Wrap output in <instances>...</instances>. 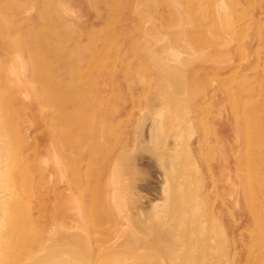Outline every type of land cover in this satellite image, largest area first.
Segmentation results:
<instances>
[{
    "label": "rangeland",
    "instance_id": "1",
    "mask_svg": "<svg viewBox=\"0 0 264 264\" xmlns=\"http://www.w3.org/2000/svg\"><path fill=\"white\" fill-rule=\"evenodd\" d=\"M220 1H225L232 8L228 18L224 16L222 20H217L221 9L215 7L206 12H200L196 18L194 16L193 24L186 23L179 35L190 40L193 53H191V59L180 66L179 74L170 78L160 75L158 71L160 64L154 61L156 59L153 60L147 56L145 49L139 45L138 40L141 39L142 34L145 33L146 37L153 34L156 26L147 25L145 30L139 24L153 15L157 17L163 29H177L183 22L182 18L163 17L166 13L164 11L166 6L181 4L184 11L197 12L196 8L202 7L205 0H44V2L42 0H21L23 6L35 8L34 12L25 16L24 19L26 25L28 24L26 28L33 27V35L27 37L20 32L15 33L11 37L12 50L9 51L8 56L12 63L17 64L21 72L28 75L24 83L20 84L19 89L17 86L15 91L10 89L6 92L10 94L8 96L19 95L21 99L19 105L15 106L18 108L13 116L16 114L18 116V125L21 129L18 134L23 135L24 139L21 143L23 158H26L23 159L24 163L28 162L29 170L35 169L34 176L30 179L36 191L29 194L26 203L29 201L28 204L32 206L38 203L44 204L48 209L45 213L36 212L32 218L33 223L45 219L47 213L54 207L55 200L59 203L65 201L64 203L68 204L71 210H76L75 207L82 203L88 207L94 205V209L91 208V212L85 215L87 223L92 224L98 221L99 215L101 217L108 211L116 212L118 209L124 212L127 206L123 203L124 199L121 196L124 197L125 194L119 193L121 196L117 197L118 192L111 191L112 186H115L117 172L120 169L123 170V165L126 167L127 162L134 159L130 157L136 156V145L153 133L150 138H155L153 144L157 141L154 145H164L165 139L168 140L167 145H164L165 149L164 146L157 148L166 153L165 155L171 153V149L176 146L181 155L190 154L189 151H192L191 155H182L185 158H180L182 161L176 163L180 168L176 166L174 168L180 169L177 172L183 170L188 175L189 195L192 189L199 190V196L202 198L200 212L203 214L205 228L202 232L197 231V234L198 238L201 235L204 237L206 246L201 248L200 252H195V261L192 258H185L183 264H200L202 261L205 263L213 261V264H264V0ZM175 3L176 5H173ZM186 21L189 22L188 19ZM101 26L103 29L105 27V32ZM180 45L181 43L174 47L185 50ZM131 62L134 64L132 65ZM33 73L37 78L32 76ZM180 74H183L182 77ZM178 76L180 77L177 78ZM45 83H47L45 86L48 84L54 86L55 90L53 91L52 87L51 90H47L43 85ZM143 94H147V99ZM165 96L169 99L167 97L165 99ZM37 104L43 107H37ZM40 107L44 109L41 110ZM164 107L169 111H165ZM161 109L164 111L161 121L165 126L160 122V126L156 129L152 128L151 130L154 131L151 133L148 129L149 120L155 111L159 112ZM52 114L56 117L53 118ZM50 115L55 119L54 121ZM188 119L194 124L188 126ZM41 120L45 121L41 122ZM48 121L51 124L55 122L56 127L54 123L51 128ZM65 124L66 126L62 128ZM161 126L165 128V131L160 128ZM178 127L181 129L180 137L175 135L176 132H180L177 130ZM52 131L55 135L61 134L57 136L59 141L62 140L63 143L66 142L69 145L65 147L66 144L59 142L57 137V140L50 137L54 136ZM187 131L188 133L191 131L192 134L189 136ZM11 132L16 134L15 131ZM48 132H52L50 136L47 135ZM38 134L41 137L37 138ZM62 137L66 139L63 140ZM43 141L47 142L43 143ZM160 141L162 142L159 143ZM42 144L51 150L49 149L48 152L45 146H41ZM123 145L129 147L130 152L135 150L132 152L136 154L123 152L121 158L125 156L126 159H119L116 161L117 164H114L112 160L111 165L107 163L108 165L98 172V176H93V165L102 163L103 160L114 159L113 155H119L117 149L120 152ZM56 147L57 149L62 147L63 150L58 149V151L63 153L60 154L57 149H52ZM122 149L123 147L121 151ZM69 151L71 154L75 153L73 156L76 159L75 163L78 158L82 163L78 169V176L75 175V166L73 170L72 167L68 168L64 165L67 170L65 168L60 175L54 173L55 177L47 172L51 165L50 157L54 152L63 156L66 152L69 154ZM184 151L186 152L183 153ZM90 152L94 155L92 156ZM88 163L91 165L90 169H88ZM176 168L171 172L173 175H175ZM84 175L85 179H83ZM56 177L59 180L58 187L52 189V180ZM68 177L72 181L71 179L66 181ZM81 178V184L87 180L85 186L89 187L88 190H81L86 189L79 183ZM107 179L110 181L107 182ZM92 182L99 184V189H94L95 184L92 185ZM73 183L77 184L73 186ZM107 187L110 196L106 198L103 190L108 191ZM72 188H77V190L74 191ZM90 188H93L94 194ZM41 189H44L43 193ZM81 191L86 192L82 194ZM87 192H89L88 195ZM70 194L73 196L71 197ZM90 194L95 200L91 201ZM101 196L102 198H99ZM98 199L102 200V204ZM112 200L117 203L114 204ZM118 203H121L120 206ZM106 205H109L108 208ZM110 206H117V208L112 209L115 207H111L110 210ZM59 214L63 213L59 212ZM26 243L17 242L20 248L12 243L18 249L6 244L12 248L6 247L8 256H4L6 253L3 248L4 251L2 250L1 254L5 258L8 257L7 259L10 258L8 261L11 264L15 263L16 259L18 263L15 264H20V262L27 264L29 260H25L29 258V253L22 254L23 258L28 256L24 260L20 257L21 254L19 255V249L23 247H25L24 251L21 250L27 252L26 247L29 248L30 244ZM13 249L16 250L13 251ZM17 250L18 254L11 252ZM9 252L16 254V258ZM4 257L0 259L7 260ZM19 258L22 259L18 260Z\"/></svg>",
    "mask_w": 264,
    "mask_h": 264
},
{
    "label": "bare ground",
    "instance_id": "2",
    "mask_svg": "<svg viewBox=\"0 0 264 264\" xmlns=\"http://www.w3.org/2000/svg\"><path fill=\"white\" fill-rule=\"evenodd\" d=\"M42 1L44 2V0H42ZM202 4H203V2H202ZM105 5H106V3H105ZM173 5H176V3ZM180 5H177V6H172L171 4L167 5V6L165 5L166 9L164 11H166V13H164V15L162 13L163 17L166 16V17H178L180 19L182 18L183 22L179 25V27L177 29H173V30L163 29L162 26L159 25V23L157 21V17H155L153 15L149 16L148 19L143 20L139 24V26H141V28H144L145 30H146L147 25L149 26L150 24H152V25L154 24L156 26L155 27L156 31L153 32V34H150L149 36L146 37L145 33H143L140 40H138L139 38H136V39L139 41V45L142 46L143 49H145L147 56H149L153 60L156 59L154 61H157L160 64V66H158L159 67L158 71H160V75L163 77L169 76L171 78V76L178 75L179 71L181 70L180 66L184 62H187V60L191 59V53H193V51L191 50V49H193L192 43L190 42V40H187L186 37L179 35L181 33V31L184 29L186 23H188V24L192 23V18L194 16L196 18V16L199 15L200 12L203 13V12L208 11V9H212L215 7H219L221 9V12L218 13V15L220 17L217 20H222L224 16H225V18H228L229 15L231 14L230 12L232 10V8H230V5L228 3H226L225 1L222 2L220 0H205V3L202 7L199 6L198 8H196L197 12H186L182 9V7ZM163 8H165V7H163ZM34 9L35 8L31 9L30 7L27 8V7L23 6V3H21V0H0V245L5 244L4 246H2V245L0 246V248H1L0 249L1 250L0 251L1 259L4 256L5 257L8 256V253H7L8 251L6 252V247H8L9 245L16 244L17 242L20 244L22 242L23 243L28 242L26 244L27 245L30 244L31 246L28 245L29 248L26 247L28 250L25 249V251L27 250V252H23L24 251L23 248H25V247L21 248L23 251L21 249H19L20 250L19 255L21 254L20 257L24 256L22 254L27 255L26 253H29V258H27L25 260V261H27V260L30 261V262L27 261V264H183V261L185 260V258H188V259L192 258L194 260V257H196L195 252L196 251L200 252L201 248L206 246L205 242H204V237L201 235L198 238V234H197V231L202 232L203 229L205 228L204 221L202 218L203 214H202V212H200V209H201L200 201L202 202V198H201V196H199V193H198L199 190L192 189L191 193H190L191 195H189L188 189H187V183L189 182L188 175L183 170H181L180 172L179 171L177 172V170H180V169H177V168H180V166L177 165L176 163H179L180 161H182L181 159L185 158V157L184 158L182 157L183 154L181 155V152L178 149V146L173 147V148L171 147L172 151L169 150L171 153H167V155H165L166 153H163V151H160L161 149L158 150L157 148L160 146H162V148H163V146L167 143L168 140L165 139L166 143L164 145L160 144V146H157L158 144L154 145L155 143H157V141L153 144V142L155 141L154 140L155 138L154 139L152 137L150 138V136L153 134L152 132L154 131V130L153 131L151 130L152 128L156 129L158 126H160L159 125L160 122L163 123L161 125L165 126L164 122L161 121V120H163V116H164V111L162 109L159 112H157L158 109H157V111L154 110L157 113H155V112H154V114L152 113L153 114V116L151 115L152 118L151 119L149 118L150 119L149 120L150 125L148 126V129L151 131L152 134H150L146 140L143 139L136 145L137 146V148H136L137 154L135 152H132L135 150H132L130 152L131 149L129 147L123 145L122 151H121L122 147L120 148V152H119V149H117L118 150L117 152L120 154L119 155L117 154V156L113 155L114 159L110 158L111 160H109V161H107L108 160L107 159V160L101 161L102 163H96L95 165H93V172H92L93 176H98V172L102 168H105L106 167L105 165H108L107 163H109V165H111V163H112L111 161L113 160V162L115 164L116 161L124 158L125 156L121 158L123 152H125V153L129 152L130 154L131 153L136 154L135 157H130V159L131 158H134V159L130 162H127L128 164H126V167H125V165L122 164V162L124 160L121 161V164L124 166V168H127V169L122 168L123 170L120 169V171L117 172L118 176H117L116 181H115V186L114 187L112 186V189H111V191L116 190L115 192H118V195L116 194L117 197L121 196V195H119V193L125 194L124 197L121 196L124 199L123 203H125V205L127 206V208L123 207L124 212H122L120 210L118 211V209L116 212H111V211L107 212V210H103V211H106L107 214L104 213V214H102L101 217L99 215L98 221L96 220L98 223L95 221L96 224L95 223L92 224V223H87V218H85V215L87 213L89 214V212H91V208L94 209V205L88 207V206L83 205V203H82V204L77 205L75 207L76 210H74V209L71 210V207L68 204L64 203L65 201L64 202L60 201V203H59V201L55 200L53 202L54 207L51 208V211H49V213H47L48 215L45 216V219L43 221L34 222V223L32 222L33 221L32 218H34L36 212L45 213L48 211V209H46L44 204L38 203L36 206H32V205L28 204L29 201H28V203H26V200H27V197L29 196V194L34 193L36 191V188L34 185H32L31 179H30V178H33L34 173H35V169L29 170V168L27 166L28 160L26 161L27 164L24 163L25 162L24 160L26 158L25 159L23 158V152H22L23 147L21 150V143H22V140H24V139H23V135L20 136V134H18V131L20 132V130H21L19 128V125H18L19 124L18 123L19 122L18 116H17V114L15 116H13V114L16 113V110L18 108L15 106H16V104L19 105L21 99H20V97H18L19 95L18 96L17 95L16 96H13V95L8 96L10 94H7L6 91L10 90V89L15 91L17 86L19 89L20 84L24 83L25 78H27L28 74L21 72L19 70V67L17 66V64L12 63V61L10 60L11 58L8 56V53H9V51L12 50V48H11V43H12L11 39L12 38L11 37H13L15 35V33L20 32V34L27 36V37H30L33 35V27L26 28L28 24L26 25V22H24V19H25V16H29L30 13L34 12ZM91 9H93V8H91ZM185 15H187V19L189 20V22L186 21L187 19H185ZM183 17H184V19H183ZM159 26H161V27H159ZM101 28H102V26H101ZM82 29H83V27H82ZM98 29L101 30L100 28H97V30ZM104 29H105V27H104ZM104 29H103V31H104ZM241 29L243 30V27H241ZM96 32H98V31H96ZM102 32H101V35H102ZM133 32H134V30H133ZM179 43H181L180 46H183L185 50H181V49L179 50V49L174 47ZM182 43H184V45H182ZM109 54H111V53H109ZM100 60H102V59H100ZM132 62H134V61H132ZM132 62H131V64H132ZM77 66H79V65H77ZM155 69H157V68H155ZM223 70H224V68H223ZM87 73H86L87 75L90 74L88 71H87ZM34 74L35 73H33L32 76ZM158 74H159V72H158ZM181 75H183V74H180V76ZM180 76H178L177 78H179ZM85 77L86 76H84V78ZM34 78H37V77L35 76ZM181 79H180V81L183 80V79L182 80ZM83 80L84 79L82 78V81ZM193 80H195V79H193ZM188 83H190V82H188ZM46 84L47 83H45L43 85L45 86ZM191 84H193V83H191ZM25 85H26V83H25ZM182 85L185 86L183 83H182ZM51 87L52 86L49 84H48V86H45V88L47 90H51L50 89ZM54 88L55 87L53 86L52 87L53 91L55 90ZM152 88H153V85H152ZM168 88H169V85H168ZM147 89H148V87H147ZM147 89H146V91H147ZM18 92L19 91H17V93ZM147 92H149V91H147ZM188 92H189V89H188ZM149 93H151V92H149ZM147 94H143V95H145L144 97H146ZM143 95H141V96H143ZM149 96H151V95H149ZM161 96H162V94H161ZM166 97L167 96H165V99H166ZM23 98H25V97H23ZM146 99H147V97H146ZM142 100H144V99H142ZM163 100H164V98H163ZM39 103L40 102H38V104ZM161 103H162V101H161ZM38 104H37V107L41 106ZM131 104H132V102H131ZM165 104L166 103H164V105ZM174 105H176V104H174ZM179 105H181V104H179ZM26 106H28V105H26ZM132 106H133V104H132ZM167 106H169V105L167 104ZM22 107L25 108V106H22ZM41 107H43V106H41ZM41 107L39 109H41V110L44 109ZM29 109H31V107ZM32 109L36 110L35 108H32ZM163 109L165 111H169L165 107ZM133 110H134V108H133ZM190 110H192V109H190ZM51 113H53V112H51ZM54 116L56 117V115H53V118H54ZM50 117L52 118L51 115H50ZM38 118H36V119L38 120ZM58 118L59 117H57V119ZM136 118H138V117H136ZM47 119L51 121V119H49V118H47ZM164 119H165V117H164ZM189 119L187 121V122H189V124H187L188 126H190V124H194V122L190 123ZM54 120L55 119H53V121ZM135 120H137V119H135ZM183 120H182V122H183ZM43 121H45V120H43ZM43 121L41 120V122H43ZM50 121H48V125H50V127L53 128L51 125H53L55 122L54 123L52 122L53 124H51ZM38 123H40V121ZM46 124H47V122H46ZM60 124L63 125V123H60ZM137 124H139V123L137 122ZM180 124H181V122H180ZM184 124H185V122H184ZM55 125H56V123L54 124V127H56ZM182 125H183V123H182ZM37 126H38V124H37ZM65 126H66V124L64 126H62V128ZM60 127H58V128H60ZM184 127H185V125H184ZM192 127H193V125H192ZM192 127H190V129H192ZM46 128H47V126H46ZM160 128L161 129L163 128V130L165 131L164 127L161 126ZM161 129H159V130H161ZM48 130H49V128H48ZM114 130H116V129H114ZM177 130H180V132H176L175 135H176V137H180L181 129L178 127ZM182 130H183V128H182ZM11 131H15L17 134V137H16V134L12 133ZM60 131H59V133H60ZM191 131H189V133L187 131L189 136L192 134ZM52 132L54 134V131H52ZM51 133L48 132V134L47 133L46 134L48 136H50ZM162 133H164V132H162ZM64 134H65V132H64ZM64 134H63V136H64ZM115 134L117 136V131ZM182 134H184V133H182ZM59 135H61V134H59ZM59 135L54 134L55 138L57 136L59 137ZM39 136H40V134H38L37 138ZM54 136H50V137H52L54 140H57L58 137L55 139ZM97 136H98V134H97ZM164 136H165V134H164ZM73 137L74 136H72V138ZM161 137H163V135ZM168 137H169V134H168ZM168 137H165V138H168ZM46 138H43V139H46ZM51 139L50 140L48 139V140L52 141ZM64 139H66V138H63V140ZM156 139H158V138H156ZM169 139H170V137H169ZM181 139H182V137H181ZM162 140H164V139H162ZM58 141H59V138H58ZM61 141H59V142H61ZM44 142H47V141H43V143ZM137 142H138V140H137ZM161 142L162 141H160L159 143H161ZM64 143L66 144V142H64ZM64 143L62 141L63 145H65ZM73 143H72V145H73ZM86 143L88 144V142H86ZM52 144H53V142H52ZM54 144H57V143L54 142ZM67 144L65 147H67ZM89 144H90V142H89ZM126 145H128V144H126ZM134 145H132V146H134ZM41 146H45V144L44 145L42 144ZM33 148H35V146ZM47 148L48 147H46V150L48 151L50 148H48V149ZM52 149H57V147L52 148ZM58 149H57V151H58ZM164 149H165V146H164ZM31 150H32V148H31ZM60 150H63V148L61 147L59 149V151ZM65 150H67V149H65ZM183 150H184V148H183ZM189 150L190 149H188V151ZM41 151H39V152H41ZM73 151H74V148H73ZM185 152L186 151H184L183 153H185ZM190 152L192 153L191 150L189 151V153ZM59 153L61 154L63 152H59ZM73 153L71 154L69 151V154H68V152H66L63 154V156H61V155H58L57 152H54L50 157V164L51 165L48 167L47 172L52 173L53 176L55 177V174L60 175L61 171L62 172L65 171L66 167L64 165H66L68 168L72 167L73 170H74L73 166H75L76 167L75 175L78 176V174H77L79 172L78 169L81 167L82 163L79 161V158H78V161L76 162L77 164L75 163L76 159L73 157V156H75V153H74V155H73ZM191 153L190 154L185 153L184 155L187 154V156H188V155H191ZM27 154H28V152H27ZM32 154H33V152H32ZM49 154H51V153H49ZM90 154H91V152H90ZM91 155L93 156L94 154H91ZM87 159L88 158H86V161H88ZM124 159H126V158H124ZM158 160H161V161H158ZM88 164H89L88 169H90L91 165H90V163H88ZM174 166L177 167V168L175 167L176 168L175 175H173V173H171L175 170ZM115 167H116V165H115ZM113 168H114V166H113ZM66 170H67V168H66ZM29 174H30V176H29ZM80 175L81 174H79V176ZM173 176H175V177L173 178ZM110 177H112V176H110ZM85 178L86 177L84 175L83 179H85ZM28 179H29V184L27 185ZM70 179L71 178L67 179L66 181H68ZM98 179L99 178H97V180ZM62 180L64 181V178ZM97 180H95V182H97ZM108 180L109 179H107V182L110 181V180L109 181ZM58 181H59L58 177H56L55 180H52V185H51V186H53V188L51 187L52 189H54V188L56 189V187H58ZM71 181H72V179H71ZM74 181L75 180H73V182ZM80 182H82V178L79 180V183ZM86 182H87V180H86ZM86 182H83L84 184L80 183V185L85 186ZM93 182H92V185L95 184L93 186V188L96 190L99 189V184H97L98 182L97 183H93ZM76 184L77 183H75V185ZM75 185L73 183V186H75ZM92 185H91V187H92ZM69 186L71 187V185H69ZM95 186H96V188H95ZM78 188H80V187H78ZM84 188H86V186ZM93 188H90L92 192H93ZM88 189H89V187L86 189L82 188L81 190H88ZM73 190L75 191V190H77V188L73 189ZM43 191H44V189H41V193H43ZM45 191H47V190H45ZM70 192H71V190H70ZM85 192H82V194H84ZM103 192L106 193V195L104 194L106 196V198L110 196L109 195V188H108V191L103 190ZM103 192L101 194H103ZM88 193L89 192H87V195H88ZM96 193H98V191H96ZM67 194H69V192ZM93 194H94V192H93ZM78 195H80V194H78ZM116 195H115V198H116ZM30 196H32V195H30ZM61 196H63V195H61ZM70 196L72 197L73 195L70 194ZM89 196H91V201L95 200V199H92L93 198L92 194H90ZM105 196H103V197H105ZM35 197H34V200H35ZM96 197L98 198V196H96ZM99 198H102V196ZM106 198H105V200H106ZM76 199H79V198H76ZM117 199L119 201L121 200L119 198H117ZM117 199H116V201H117ZM28 200H30V199H28ZM98 200H100L101 201L100 204H102V200L101 199H98ZM107 200H109V199H107ZM89 201H90V199H89ZM112 202L114 204L117 203V202L115 203L114 200H112ZM57 203H59V204L56 205ZM90 204H92V202ZM110 204L113 205L112 203H109V205ZM120 204H119V206H120ZM182 204H184V205H182ZM108 206H107V208H108ZM111 207H115L112 209L117 208V206H110L109 209ZM107 208H104V209H107ZM87 209H88V211H87ZM59 212L63 213V214L60 215ZM92 214H93V212H92ZM96 219H97V217H96ZM72 220H74V221H72ZM91 222H93V221H91ZM104 224L106 226H102ZM99 226L101 227V229ZM6 244L8 246H6ZM14 246L15 245H13L12 247L16 248L18 245L16 244V247H14ZM23 246H26V245H23ZM20 247L18 246V248H20ZM2 248L5 249V251ZM11 248H9V249H11ZM18 248H16V249H18ZM16 249H13V251H15ZM2 250L6 253V255L2 256L3 255V254H1ZM13 251H11V252L12 253L18 252V250L16 252H13ZM11 252H9L10 255H13ZM15 255H13V256H15ZM25 257H28V256H25ZM7 258H5V259H7ZM15 258H16V256H15ZM22 258H19L18 260H21ZM24 258L22 260H24ZM1 259H0V261L4 262L5 264H11L9 262L10 258L7 260L3 259L4 261ZM12 259H14V258H12ZM16 260H15V263H18V262H16ZM22 262H24V261H22ZM212 262L213 261L205 263L204 261H202L200 264H213ZM15 263L13 262V264H15ZM20 264H21V262H20ZM25 264H26V262H25Z\"/></svg>",
    "mask_w": 264,
    "mask_h": 264
}]
</instances>
